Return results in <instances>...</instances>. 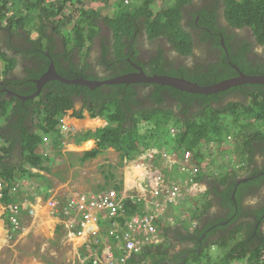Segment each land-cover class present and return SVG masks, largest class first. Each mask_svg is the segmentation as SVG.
Returning <instances> with one entry per match:
<instances>
[{
	"label": "trees",
	"instance_id": "trees-1",
	"mask_svg": "<svg viewBox=\"0 0 264 264\" xmlns=\"http://www.w3.org/2000/svg\"><path fill=\"white\" fill-rule=\"evenodd\" d=\"M68 1L72 5L69 12ZM83 1L0 0V139H3L0 146V177L10 184L25 178L51 189L52 180L48 175L53 172L52 164L56 158L53 159L52 154H44L45 150L39 145L40 132H51L53 148L59 149L63 138L60 118L64 114L75 121L79 120L76 124H80L87 111L91 116H101L103 121L97 127L73 134L77 144L89 139L96 140L88 150L79 152L78 162L81 165L109 148L120 152L118 165L136 158L152 146L165 148L172 145V150L178 153L190 150L193 161L186 164L188 171L175 174L172 171V180L207 181L213 188H219V183L225 188L218 193L223 198V205L237 210L233 220H237L241 214L248 216L241 208V199L248 194L247 189L249 194H254V188L263 184L264 177V173L261 174L264 164L257 166V155L264 156V83H243L216 93L203 94L160 83H112L90 88L52 79L35 97L26 99L9 94L7 89L21 95L34 93L38 86L35 79L47 71L52 59L57 70L68 78L98 79L102 76L96 69L97 64L104 69L105 77L135 70L128 59L131 57L139 62L138 44L142 29L149 40L165 38L172 49L183 55L194 54L196 44L203 42L212 44H208L210 51L212 48L220 49H215L216 53L210 57L213 61L207 64L201 61L194 69L182 67L178 70L170 68L164 50H161L151 62H139L151 74L184 76L202 85L238 75L232 63L247 74H264V60L252 56V44H264V0H215L212 2L213 10L211 5L200 6L201 3H193V0H170L171 4H164L165 8L158 12L152 7L155 0H129V3L115 0L113 15L104 12L105 8L89 6ZM9 11H12L11 14ZM186 15L193 16L188 20V26L208 27L198 37L199 41L185 26L183 18ZM105 25L109 28V35L105 34ZM244 28L251 29L250 38L242 35ZM98 35L102 38L101 55L98 62L93 63L88 58ZM110 35L112 42L108 41ZM17 36L31 45L20 46L15 39ZM59 39L63 43V50L57 45ZM222 39L227 50L222 45ZM14 50H17L18 56ZM76 53L81 55L80 61L76 59ZM25 60L31 61L25 63ZM22 61L25 73L19 75L14 70L18 64L22 65ZM176 105L177 111L173 108ZM34 117L39 118V123L34 124ZM169 120L175 121L178 126L176 138L168 133ZM3 122L6 123L5 128ZM230 135L235 136V146L225 143ZM215 150L226 152L229 160L218 162ZM60 155L56 154L57 158L65 156L64 153ZM236 160L238 162L234 163ZM199 163L204 167L189 172ZM244 164L248 167L242 173ZM210 167L214 169L213 173ZM117 171V165L103 164L105 181L98 186L122 189V176ZM248 174L257 177L237 186V178ZM210 175L216 178L211 179ZM209 192L196 198L187 194L183 198V205L191 212V207L198 204L206 212L213 203ZM17 201L11 188H6L3 202L9 204ZM125 203L128 215L144 212L143 203L132 204L131 200ZM249 210L250 214L255 215L264 212V206ZM231 216L229 214L228 217ZM223 217L226 216L217 214L215 220H211L213 223H208L202 232H206L208 227L209 233L225 228V225H221L225 220ZM244 224L248 228L246 234L240 241L233 242L230 253L235 252L234 257L248 258L249 264H260L264 238L253 241V235L258 233L253 228L249 229V224ZM55 231L57 238L64 236L62 224ZM163 233L167 242L144 248L130 259V263L171 264L168 240L176 238L177 228L166 227ZM200 233L192 232L190 238ZM227 237L216 244L226 246ZM112 240L117 239L114 237ZM187 251L172 254L177 264L202 260L203 253L194 252L193 257L183 256ZM223 259L217 264H231V257Z\"/></svg>",
	"mask_w": 264,
	"mask_h": 264
},
{
	"label": "built area",
	"instance_id": "built-area-1",
	"mask_svg": "<svg viewBox=\"0 0 264 264\" xmlns=\"http://www.w3.org/2000/svg\"><path fill=\"white\" fill-rule=\"evenodd\" d=\"M148 156L153 157V154L147 153L142 158ZM140 165L147 167L144 161ZM140 177L136 176V181ZM22 181L17 180L10 184L0 177V209L8 216L11 225L6 230L8 235L0 249V264H5L7 259H11V264H18L21 261L19 252L14 247L22 238L28 223H31L37 206L46 207L47 213L40 214L41 221L51 212V217L57 218L58 224L63 225L67 241L72 244L78 242L77 264H128V259L133 254L141 252L145 246L163 241L158 226L160 215L167 208V204L177 203L193 190L202 188L198 182L180 180L167 184L164 179L157 177L149 190L143 184H139L141 194L131 193L130 188H125L121 195L115 190L75 189L71 194L63 196L51 194V190H47L42 193L44 198L40 202L41 205L35 208L33 204L30 206L27 201L23 202L17 198L22 188L31 187L28 186L30 182L28 179L24 178ZM6 188H11L12 195L18 199L17 202L9 204L3 202ZM149 194L151 196H148ZM125 198L133 201L136 198L144 200L147 207L152 210L146 209L147 212L139 215H125L123 207ZM114 237L119 240L118 244L112 243ZM6 247L12 249L9 254ZM80 247L84 248L79 250Z\"/></svg>",
	"mask_w": 264,
	"mask_h": 264
},
{
	"label": "rangeland",
	"instance_id": "rangeland-1",
	"mask_svg": "<svg viewBox=\"0 0 264 264\" xmlns=\"http://www.w3.org/2000/svg\"><path fill=\"white\" fill-rule=\"evenodd\" d=\"M78 2V0H77ZM77 2H75L77 5ZM115 0H84L83 3L86 5H92L94 7H98V8H105L104 12H107L108 14L113 15L114 14V10H113V4H114ZM194 2H199V3H203L204 0H194ZM126 3V1H125ZM68 11L72 10V5H71V1H68ZM67 4V5H68ZM164 4H171L170 0H155V2L153 3V9L155 10V12H158L159 10H161L162 8H165ZM12 11H9V14H11ZM186 23V20H185ZM103 23H101L102 25ZM106 26V25H105ZM107 27V26H106ZM105 29V34L109 35V28L107 27V29L104 27ZM191 29V28H189ZM250 29V28H248ZM251 30V29H250ZM101 36L98 35L95 38V41L92 45L90 54H89V60L91 62L97 63L98 62V58H99V53H100V49L101 47ZM110 40V42H112L111 40V35L108 38V41ZM139 44L138 47L140 49H145V50H149L151 48H153L152 46V42L148 41L145 33H140L139 35ZM109 42V43H110ZM163 42V41H162ZM264 45V44H263ZM0 46H1V42H0ZM166 47H168L165 44ZM87 48V46L85 47V49ZM169 48V47H168ZM208 46L207 45H202V51L199 52L202 55V59H208L210 54L214 53L212 51H210V48L207 49ZM207 49V51H206ZM253 54L252 56L256 59L258 57L259 54H264V47H262L261 44L256 43L253 47ZM9 53H12V51H10ZM76 56L79 57L80 55L78 53H76ZM167 56L170 59H177L179 61L186 60L187 58L182 57L180 55H178L177 53H175L174 51H171V49L169 48V51L167 53ZM81 59V57H80ZM192 62V59H187L186 63H190ZM25 63H28L27 60H25ZM17 74L19 75H23V73H25L24 67H23V61H22V65L21 63L17 65ZM143 93V92H142ZM69 112H72L69 111ZM33 121H36V118H33ZM79 122V121H78ZM69 123H71V126L67 127V128H72L74 132H77L79 130H81L82 128H84L87 124H88V119H86L84 121V125L83 126H77L75 125L77 123V121H75V119L71 118L69 119ZM2 124H4V128H5V122H3ZM75 125V126H73ZM73 133V132H72ZM71 132H67V136H65L66 141L65 143L59 148L57 149L56 147L53 148L51 150V154L53 159L56 160L53 161V169L48 176L51 178V184H52V189H54V191L51 194H57V195H68L71 194L72 191H74L75 189H79L80 191L84 190H98V189H102L101 187L98 186V184H102L105 180L103 178L102 175V164L104 163H112L114 165H117V162L119 161V155L118 153H115L113 151H109L107 152L103 157L101 155L97 156L95 159L89 160L88 162H86L84 165H81L78 162V155L79 152L82 151L83 149H85L91 142H84V143H80L79 146H76L75 144H73V140H74V136L72 135ZM230 137H235L234 135H231ZM225 143L228 144L229 146H235V141L233 142V140L231 138H227L225 140ZM215 146H218L217 143H213ZM73 145V146H71ZM214 146V147H215ZM233 148H231L230 150H232ZM65 152V156L61 159L57 158L56 154H59ZM71 152V154L69 153ZM75 154V155H74ZM226 152H222V151H218L216 152L215 150V157L217 158L218 162L223 163L225 160H229V157H226ZM161 156L163 157L159 163H157L156 161H152L151 165L153 166L154 169V174H156L158 171H161L162 175L166 178H171L172 175L170 173V170H173V174L180 172L182 170H185L183 168L182 164H179L176 159H175V154L171 153V152H163L161 153ZM184 160V158H183ZM219 163V164H220ZM152 166L149 167L150 170H152ZM203 168L204 165L200 164L196 165L194 168H192L194 171H196L197 168ZM186 168V167H185ZM189 168V167H187ZM207 170V169H206ZM57 171L59 173H57ZM125 169L124 166H121L118 168V175L119 176H123V178L125 179ZM195 173V172H194ZM128 180V179H127ZM18 181H22V179H18ZM23 182V181H22ZM53 182H55V184H53ZM31 187H27V188H22L21 189V194L17 197L20 201L23 202H28L31 204H33V206L36 208L37 205H41L40 202L43 201L44 195L42 193H44L45 191H47V187L44 185H40V183H34L33 181H30L28 183V186ZM82 189V190H81ZM39 193V194H38ZM46 208V207H45ZM43 206H37V209L39 211H37L36 209V214L33 215V217H31V223L29 222L27 225V229L22 233V240L14 247L18 252H19V256H20V262L18 264H36L37 262H40V264H77V260H76V251L73 254H70V250L72 248V245L69 241L64 239V236L57 238L56 236V231L54 232L55 234H50V230H48L49 228V221H51V219L49 218V216L46 214L45 218L41 221L40 218V214H44L47 213L46 209ZM178 208V207H177ZM173 214L175 216V214L177 213V210L172 208ZM171 211V212H172ZM28 213V211H27ZM44 221V223H42ZM52 223V222H51ZM176 226V225H174ZM224 236H230V233L225 232ZM57 241V242H56ZM176 239H173L171 241V248H173L175 251H179V247L180 245L176 242ZM216 246V245H215ZM231 245H229L230 247ZM10 250L7 251V253L9 254L12 249L9 248ZM224 249V250H223ZM222 253L224 254L225 251V256L228 255L227 253V249L226 248H222L221 249ZM213 262L215 263V261H217L218 263L221 261V259L218 257L217 255V251L215 250V252L213 253ZM72 256V257H71ZM223 263H224V259H223ZM5 264H11V259H7L5 261ZM38 264V263H37Z\"/></svg>",
	"mask_w": 264,
	"mask_h": 264
},
{
	"label": "clouds",
	"instance_id": "clouds-1",
	"mask_svg": "<svg viewBox=\"0 0 264 264\" xmlns=\"http://www.w3.org/2000/svg\"><path fill=\"white\" fill-rule=\"evenodd\" d=\"M126 1V0H125ZM174 1V0H173ZM177 1V0H176ZM215 1V0H214ZM209 2H210V0H204V2L203 3H201V5L200 6H204V5H208L209 4ZM193 3H194V0H193ZM197 4L199 3V2H196ZM205 3H207V4H205ZM220 4H221V6L222 7H224L223 6V2H220ZM166 5V4H165ZM190 5V4H189ZM188 5V6H189ZM187 6V7H188ZM153 7V6H152ZM187 7H185V8H187ZM213 8V6H212V4H211V10H213L212 9ZM155 11V10H154ZM192 13V12H191ZM193 15V14H192ZM192 15H186L185 16V18H183V20H184V22H185V20H186V23H184L185 24V26L189 29V28H191V29H189L190 31H191V33L193 34V38L196 40V41H199L198 40V37L200 36V34L202 33V31L204 30V29H208L207 28V26H204V25H201V26H199V27H197V28H192V27H190V26H188L187 25V23H188V20L189 19H192L193 18V16ZM198 19H199V16H197V18H196V22H198ZM141 33H145V31H144V29H142V31H141ZM145 35H146V33H145ZM146 37H147V35H146ZM148 39V38H147ZM223 40V39H222ZM148 41H150V42H152V46H153V48H151V49H149V50H146L147 51V54H151V50H153V49H155L156 48V45H160V49L158 50V52H157V54L156 55H154L153 56V58H151L150 60H145V58L141 55V57H142V59L144 60H142V59H139V62H142V63H149V62H151L153 59H155L158 55H159V52L161 51V50H164V55H165V58H166V60L168 61V63H169V66H170V68H173V69H181L182 67H184V68H195L197 65H198V63L199 62H201L202 61V63H205V64H207V63H209V62H211V61H213V60H211V56L212 55H214L215 53H216V51H215V49H218V50H220L219 48H212V52H214V53H212V54H210V56H209V58L208 59H202V55L197 51V53H199L200 54V56L199 57H196L195 56V54H191V55H183V54H180V53H178L177 51H175L174 49H172L171 48V46H170V44L168 43V41H167V39H165V38H157V39H154V40H149L148 39ZM163 41V42H162ZM58 42H59V47L60 48H62V50H63V48H64V46H63V43H61V39H59L58 40ZM140 42V41H139ZM224 43H225V40H224ZM165 44L171 49V51H174L175 53H177L178 55H180V56H182V57H185V58H187V59H192V62H190V63H186L187 62V59L186 60H183V65H180V67H175V65L174 64H172L171 62H172V60H174V61H176L177 59H170L168 56H167V53H168V51H169V48L168 47H166L165 46ZM202 44V43H201ZM201 44H199V45H201ZM198 44H196V46H197ZM206 45V44H205ZM222 45H223V43H222ZM208 46V45H207ZM224 46V45H223ZM224 48L227 50V46H226V44H225V46H224ZM143 50H145L144 48H143ZM138 51H139V54H140V48L138 47ZM79 54V53H78ZM20 55V57L22 56V54H19ZM80 55V54H79ZM81 56V55H80ZM80 56L79 57H77V56H75L76 57V59L77 60H79L80 61ZM139 57V56H138ZM20 59V58H19ZM21 59H23V58H21ZM179 61V60H178ZM135 62V61H134ZM139 62L137 63V62H135L137 65H139V66H141V68L147 73V74H149V75H153V74H151V73H149V72H147L143 67H142V65L141 64H139ZM180 62H182V61H180ZM133 65V64H132ZM232 65H233V67H234V65H236V64H234V63H232ZM134 66V65H133ZM237 67H239L238 65H236ZM97 67H101L100 65H98L97 64V66H96V69H97ZM135 67V66H134ZM16 68H17V66H16ZM15 68V69H16ZM235 68V67H234ZM148 69V68H147ZM135 70H137V68L135 67ZM237 70V69H236ZM15 71V70H14ZM130 71H134V70H130ZM16 73H17V71H15ZM129 72V71H128ZM154 74H158V73H154ZM167 75H171V74H167ZM101 76L102 77H100V78H106L105 77V73H103V72H101ZM173 76V75H172ZM174 76H178V75H174ZM237 76V75H236ZM178 77H184V76H178ZM233 77V76H232ZM184 78H186V77H184ZM230 78V77H229ZM186 79H189V78H186ZM227 79V78H226ZM189 80H192V79H189ZM224 80V79H223ZM194 81V80H193ZM196 82H198V81H196ZM141 83V82H140ZM148 83V82H147ZM199 83V82H198ZM149 84H153V83H149ZM159 84V83H158ZM192 93H194V92H192ZM203 94H205V93H203ZM231 97H228V99H230ZM226 100H227V98H226ZM178 106L176 105V106H174L173 108H174V110L175 111H177L178 110V108H177ZM36 118V121H34V124L36 123H39V118L38 117H35ZM69 119H71V117H66L64 114H63V116L60 118V120H61V124H60V128H61V134H62V136H63V138H62V145L65 143V141H66V138H65V136H67V129H66V127L70 124L69 123ZM77 121H79V120H77ZM168 122V133L171 135V136H175L174 138H176V133H177V131H178V126H177V124L175 123V121H173V120H169V121H167ZM231 136V135H230ZM230 136H228V138H231L232 140H233V142L235 141V138L234 137H230ZM240 136L241 135H239V138H240ZM53 140H54V138H53V134H51V132H49L48 134H45V133H43L42 131L40 132V141H39V145L41 146V148L42 149H44L45 150V153L44 154H47V155H50L51 154V150L53 149V144H52V142H53ZM73 144H77L76 142H75V140H73ZM3 143V139H0V146H1V144ZM241 143V142H240ZM61 145V146H62ZM162 151L163 152H171V153H174L175 154V159H176V161L179 163V164H182L183 165V168L186 170V171H188L185 167H186V164H188V163H191L193 160H192V152L190 151V150H184V151H180L179 153L178 152H175V151H173L172 150V145H169V146H167V147H165V148H161V147H158V146H152V147H150L149 149H147L146 150V152H143L141 155H139V156H137L136 158H134V159H132L134 162H135V166H133V168H131V169H129V170H125V179L123 178V176H122V180H123V187L124 188H122V191L125 189V188H129V187H131L130 188V192L131 193H133V194H141V190H140V183L141 184H143V186L145 187V188H147L148 190H149V188H150V186H151V184L153 183V182H155V179L157 178V177H161L162 179H164V181L167 183V184H173L174 182H175V180H172V178H168V177H164L163 175H162V173H161V171H158L156 174H154V169H153V166L151 165V162L152 161H156L157 163H159L160 162V160L163 158L162 156H161V153H162ZM188 152L190 153V155H187L188 154ZM62 153H65V152H62ZM147 153H152L153 154V157H146V158H142L144 155H146ZM263 157L264 156H261V155H257V166L258 167H261L263 164H264V162H263ZM183 158H184V160H183ZM139 160V162H136V160ZM142 161H144L145 162V166H147L146 168L144 167V166H142V165H140V163L142 162ZM236 162H238L237 160L234 162V163H236ZM152 166V170H150V168L149 167H151ZM247 167H248V165L247 164H244V168L243 169H241L242 170V173H244L243 172V170L244 169H247ZM193 168V167H192ZM191 168V169H192ZM34 171H38V169H36V168H32ZM136 169H138V171L136 170ZM196 169H198V167L196 168ZM41 171V170H40ZM173 170H170V173L172 172ZM183 171V170H182ZM194 170L192 169V171H189V172H193ZM210 171L213 173V171H214V169L212 168V167H210ZM262 173H264V170L261 172V174ZM128 174H130L131 175V178H130V180H127V175ZM136 176H141L137 181H136ZM253 176H255V177H257V175H253ZM243 177H251V176H249V174L248 175H244V176H241V177H239V178H237V181L239 180V179H241V178H243ZM255 177H253V178H255ZM210 178L211 179H214V178H216V176H211L210 175ZM183 181H188V179H185V180H183ZM179 182V181H178ZM193 182H197V181H193ZM244 182V181H243ZM262 182H263V184L261 185L262 186V188H261V191L260 192H255L254 194H250V199H247L245 202H247V203H255V204H257L258 202H259V199H262V196H263V193H264V177L262 178ZM201 186H202V188H199L201 191H205V188H213V185L210 183H208L207 181H205V182H198ZM241 183V182H240ZM239 183V184H240ZM239 184H237V186L239 185ZM237 186H236V188H237ZM218 187L219 188H223L224 186L223 185H221V184H219L218 183ZM263 189V190H262ZM48 190H51V189H48ZM82 190V189H81ZM86 191H93V190H86ZM236 191V190H235ZM235 195V194H234ZM148 196H151V194H149ZM151 198V197H150ZM126 200H131V199H129V198H125V200H124V204H126L125 203V201ZM181 200H183V199H181ZM180 200V201H181ZM182 202V201H181ZM131 203L132 204H138V203H143V205H144V212L143 213H145V212H147V210L146 209H149V210H152L151 208H149V207H147V203L144 201V200H138L137 198L135 199V201H133V200H131ZM124 204H123V207H124ZM180 204V202H177V203H168L167 204V208H166V211H168V213L166 214L165 213V211L163 212V214H161L160 215V223H159V230H160V233H161V235H162V237H163V241H161L160 243H157V244H150V245H147V246H145L144 248H147V247H149V246H156V245H158V244H164L165 242H167V238L165 237V235H164V233H163V231H164V229L166 228L165 226H163V224H166L167 225V227H176V226H172V223H171V218L172 217H174V214H173V211H172V208L174 209V211H175V209L177 210L178 208H177V206ZM150 205L151 206H153L151 203H150ZM174 205H177L176 206V208H174ZM241 205V204H240ZM220 207H224V205L222 206H220ZM237 207H239L238 205H237ZM257 207H258V205H257ZM253 208H256V207H253ZM239 209V208H238ZM172 211V212H171ZM255 211V210H254ZM124 213H125V215H128L127 214V212L125 211V208H124ZM143 213H137L138 215L139 214H143ZM222 213H224V212H221V213H219L218 211L216 212V213H209V215H208V219H214L215 220V218L217 217V214L218 215H221ZM258 214V213H257ZM257 214H255V215H252V214H249L248 216L247 215H244V214H241V216L237 219V220H239L240 219V221L242 222V223H246V224H249L250 225V227H249V229H251L252 230V228H253V230H255L258 234L257 235H253L254 236V240L253 241H255V239H260L261 237H263L264 238V219L263 220H260V221H258L257 219H256V215ZM131 215H134V214H131ZM130 215V216H131ZM228 215L229 214H227V215H225L226 217H223V218H225V220L222 222V224L221 225H225L226 227L228 226V221H227V219H228ZM168 217V218H167ZM212 217H214V218H212ZM208 223H213L211 220L210 221H208L207 223H206V225L208 224ZM261 223V224H260ZM259 224L261 225V229H262V231H260L259 230ZM224 228L223 230L222 229H220V230H222V236L224 235V233L225 232H228V233H231L230 231H229V229H227V228ZM120 229H122V226H121V228ZM209 230H210V228L208 227L207 228V230H206V232L207 233H209ZM219 231V230H218ZM215 233V232H214ZM214 233L212 232V233H209L208 235L209 236H211V237H213L214 236ZM260 233H262V236L260 235ZM253 234H254V231H253ZM260 235V237L259 238H257V237H255V236H259ZM64 236H65V233H64ZM231 236V235H230ZM117 239V238H116ZM173 239L172 238H169V240H168V242H169V244H170V253L171 254H179V251H175L173 248H171V241H172ZM118 242H119V240L117 239L116 241H114L113 242V240H112V243H114V244H118ZM232 245H233V242H232ZM84 248V247H83ZM82 248V249H83ZM143 248V249H144ZM142 249V250H143ZM142 250H141V252H142ZM141 252H139V253H136V254H133L129 259H128V264H131L130 263V259L133 257V256H136V255H138V254H140ZM78 256H77V254H76V260H78V258H77ZM260 257H261V259H262V262H261V264H264V250L261 252V254H260ZM171 263V262H170ZM171 264H173V263H171ZM186 264H191L190 262L189 263H186Z\"/></svg>",
	"mask_w": 264,
	"mask_h": 264
},
{
	"label": "crops",
	"instance_id": "crops-1",
	"mask_svg": "<svg viewBox=\"0 0 264 264\" xmlns=\"http://www.w3.org/2000/svg\"><path fill=\"white\" fill-rule=\"evenodd\" d=\"M175 1V0H174ZM168 5V4H167ZM170 5V4H169ZM17 70V68L15 69V71ZM97 70L100 72L104 73V69L102 67H97ZM53 181V180H52ZM53 184H55V182H53ZM225 188H205V191H201L200 189H196L193 190L191 193H189L190 195H192L194 198L198 197V196H202V194L209 192V197L212 199L213 203L211 204V208L210 210L208 209L206 212H204L202 210V208H200V205H195L191 207V212H188V209H186V207L183 205V200L179 201L180 204L174 205V208H176V206L178 207L177 209V213L175 214L174 217L171 218V223L172 226L176 225L177 228V234H176V241L180 247H179V254H181L184 250H188L186 255L183 256H188V257H193L194 252H197V254L199 253H203V258L202 260L199 261H190L191 264H217L218 262L215 261V263L213 262V253L215 252V250L217 251V255L220 259H223L225 256V251L224 254L222 253L221 249L222 248H226L227 249V253H228V257H231V264H249V260L248 258H238V257H234L235 256V252L230 253V248L232 247V242H238L243 238V235L246 234V231L248 228H245V224L242 223L239 220H233V216L237 214V210H234L226 205H224V209L225 212L224 213H228L230 215H232L231 217H228L227 221H228V226L226 227L227 229H229V231L232 233V235L230 237L226 238V246H219L216 244V242L221 241L222 239H224L225 237L222 236V230L216 231L214 233V236L211 237L208 235L207 232H202L203 229H206V223L210 220H214V219H208V215L209 213H216L219 209V207L221 205H223V198L218 194L221 191L223 192ZM54 189L51 190V192H53ZM189 195V196H190ZM238 209V208H237ZM49 210V209H48ZM1 214H0V249H2V245L4 244V242L6 241V237H7V231H6V222L3 221L4 218V214L2 212V210L0 209ZM165 213L167 214L168 211H166V209L164 210ZM51 212L49 217H51ZM229 216V215H228ZM53 222L51 225H49L48 230H50V234H55V230L56 228L59 226L58 222L56 221L57 218H53ZM168 218V217H167ZM44 223V221L42 222ZM163 226L167 227L166 224H163ZM64 229V227H63ZM238 231H237V230ZM197 231H201L200 235H196V237L194 238H190V234H192V232H197ZM198 236V237H197ZM64 239H66V237L64 236ZM205 239V244H201V240ZM22 240V238L18 241V243ZM17 243V244H18ZM71 243V242H70ZM76 243L78 242H74L72 245L71 250L69 251L70 254H73L77 249L78 246H76ZM15 244V245H17ZM114 244V243H113ZM216 245V246H215ZM229 245H231L229 247ZM82 247L79 248V250H81ZM10 250L9 247H6V251ZM224 250V249H223ZM264 250V248L262 249V251ZM72 257V256H71ZM262 262V259L260 257V264ZM40 263V262H37ZM36 263V264H37ZM43 264V263H42ZM230 264V263H229Z\"/></svg>",
	"mask_w": 264,
	"mask_h": 264
},
{
	"label": "water",
	"instance_id": "water-1",
	"mask_svg": "<svg viewBox=\"0 0 264 264\" xmlns=\"http://www.w3.org/2000/svg\"><path fill=\"white\" fill-rule=\"evenodd\" d=\"M223 45L225 46L224 39L222 40ZM133 65L137 68V70L129 71L124 74L112 76V77H106V78H98V79H88L85 77H77V78H68L64 75H62L56 68L55 62L52 59L49 68L45 73L42 74L41 77L36 78L35 81L37 82V90L29 95H21L19 93H16L10 89L8 90L9 94H16L19 97H22L23 99L26 98H32L35 97L36 94L43 88V86L46 84V82L52 80V79H58L62 82L66 83H76V84H82L87 85L90 88H96L98 86H103L106 84H112V83H140V82H148V83H160V84H167L170 86H173L177 89L186 90L189 92L194 93H216L221 90L228 89L232 86L243 84V83H264V74H247L244 71H242L239 67L234 65V67L238 71L237 76H233L224 80H221L219 82L209 84V85H202L196 81L186 79L184 77H178V76H172L167 74H153L149 75L147 74L141 66L137 65L133 62ZM255 176L251 177H243L237 181V184L240 182L246 181L248 179H251Z\"/></svg>",
	"mask_w": 264,
	"mask_h": 264
},
{
	"label": "flooded vegetation",
	"instance_id": "flooded-vegetation-1",
	"mask_svg": "<svg viewBox=\"0 0 264 264\" xmlns=\"http://www.w3.org/2000/svg\"><path fill=\"white\" fill-rule=\"evenodd\" d=\"M212 2H214V0H210V2H209V4L208 5H211L212 4ZM205 4H207V3H205ZM105 28L107 29V27L105 26ZM208 28V27H207ZM108 30V29H107ZM2 32H4V30L2 31ZM244 37H248V38H250L251 37V32L249 31V29L248 28H244V30H243V34H242ZM12 36H14V35H12ZM15 39H16V41H18L19 42V45L20 46H25V44L26 45H31V44H29L28 43V41H26L25 39H23L22 37H20V36H17V37H15ZM17 44V43H16ZM205 44H210V45H212L210 42H203L201 45H197V46H195V49H194V54H195V56L196 57H199L200 56V54L199 53H197V51L198 52H201L203 49H202V45H205ZM260 44V43H259ZM57 45H59V42L57 43ZM161 45V44H160ZM160 45L158 46V45H156V48L155 49H153V50H151V54H147V51L146 50H143V49H140V54H138V58L139 59H142V57H141V55L145 58V60L147 61V60H150L151 58H153V56L154 55H156L157 54V52H158V50L160 49ZM254 45L255 44H252V48L254 47ZM262 45V47H264V45L263 44H261ZM197 50V51H196ZM254 50V49H253ZM252 50V51H253ZM15 51V55H17L18 56V53L16 52L17 50H14ZM99 55H101V49H100V53H99ZM20 57V56H19ZM249 57L251 58V52L249 53ZM21 58H22V56H21ZM252 59V58H251ZM257 60H260V61H263L264 60V54H259L258 55V57L256 58ZM129 61H130V63L131 64H133V62H134V60H132L131 59V57L128 59ZM143 60V59H142ZM253 60H255V59H253ZM29 61H31V60H28V62ZM144 61V60H143ZM135 63V62H134ZM172 64H174L175 65V67H180V65H183L184 63L183 62H180V61H178V60H176V61H174V60H172V62H171ZM263 162H264V157H263ZM261 188H262V186L261 185H257V187L256 188H254L255 189V192H260L261 191ZM263 190V189H262ZM244 191H245V189H244ZM246 192H248V194H246V195H244L243 196V198L241 199V208H242V210H243V212L245 213V214H250V210L249 209H252L253 207H257V205H258V207H260V206H264V193H263V196H262V199H259V202L257 203V204H255V203H247V202H245L247 199H250V194H249V191H248V189L246 190ZM223 206V205H222ZM218 212L219 213H221V212H225V209H224V207L222 208V207H219V209H218ZM228 213H222L221 215L222 216H225V215H227ZM212 218H214V217H212ZM256 219L258 220V221H260V220H263L264 219V212H261V213H258L257 215H256ZM261 224V223H260ZM259 224V230L260 231H262V229H261V225ZM260 235L262 236V233H260ZM260 235L259 236H255V237H257V238H259L260 237ZM201 240V239H200ZM205 239L204 240H201V244L203 245V244H205ZM169 258H170V262L171 263H173V264H177V260H175V257L172 255V254H170V256H168Z\"/></svg>",
	"mask_w": 264,
	"mask_h": 264
},
{
	"label": "bare ground",
	"instance_id": "bare-ground-1",
	"mask_svg": "<svg viewBox=\"0 0 264 264\" xmlns=\"http://www.w3.org/2000/svg\"><path fill=\"white\" fill-rule=\"evenodd\" d=\"M126 3H129V2H126ZM99 58H100V55H99ZM93 63H94V62H93ZM85 112L87 113V115H86V117L83 119V121H82L80 124H75V125H77V126H83V125H84V121H85L86 119H88V124H87L84 128H82L81 130H79V131H77V132H80V131H83V130H87V129H90V128L97 127V126L100 125L101 122L103 121V118H102L101 116H99V115H97V116H91L89 112H87V111H85ZM75 125H73V126H75ZM69 126H71V124H69L67 127H69ZM67 127H66L67 131H69V132H71V133L73 132L72 135L77 133V132H74L73 127H72V128H67ZM88 141H90L91 143H90L85 149H83V150L80 151V152H83V151H85V150H88V149H89L92 145H94L95 142H96L95 139H89V140H86V141H82V142H80V143H84V142H88ZM80 143L75 144V145H76V146H79ZM71 146H73V145H71ZM109 151H113V152H115V153H118V155H119V153H120L119 151L115 150L114 148H109V149H107L104 153H102V154H100V155L103 157V156H104L107 152H109ZM98 156H99V155H98ZM51 157H52V156H51ZM95 158H96V157H95ZM95 158H93V159H95ZM90 160H92V159H90ZM88 161H89V160H88ZM88 161H86V162H88ZM86 162H85V163H86ZM118 162H119V161H118ZM118 162H117V163H118ZM85 163H84V164H85ZM84 164H82V165H84ZM104 164H112V163L107 162V163H104ZM102 166H103V164H102ZM121 166H124V169H125V170H129V169L133 168V166H135V162H134L133 160H125L123 165H118V164H117V170H118V168L121 167ZM136 170L138 171V169H136ZM130 178H131V175L128 174V175H127V179L130 180ZM122 188H124V187H122ZM129 188H131V187H129ZM105 190H115V191L118 193V195H121V192H122V189H117V188H115V187L102 188V189H98V190H96V191H105ZM0 214H1V211H0ZM49 218L51 219V221H49V224H52L51 222H53V219H52L51 217H49ZM3 221L6 222V223H8V224H6V228L9 229L11 225H10V222H9V220H8V216H7V215H4ZM7 229H6V230H7ZM38 264H40V263H38Z\"/></svg>",
	"mask_w": 264,
	"mask_h": 264
}]
</instances>
